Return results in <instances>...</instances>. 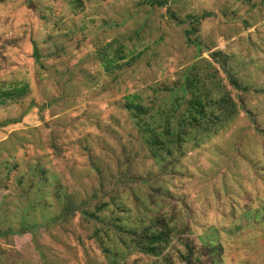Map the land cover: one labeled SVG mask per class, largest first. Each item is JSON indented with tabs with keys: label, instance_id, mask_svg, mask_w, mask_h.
Segmentation results:
<instances>
[{
	"label": "rangeland",
	"instance_id": "rangeland-1",
	"mask_svg": "<svg viewBox=\"0 0 264 264\" xmlns=\"http://www.w3.org/2000/svg\"><path fill=\"white\" fill-rule=\"evenodd\" d=\"M72 1L0 0V264H264V0Z\"/></svg>",
	"mask_w": 264,
	"mask_h": 264
},
{
	"label": "trees",
	"instance_id": "trees-1",
	"mask_svg": "<svg viewBox=\"0 0 264 264\" xmlns=\"http://www.w3.org/2000/svg\"><path fill=\"white\" fill-rule=\"evenodd\" d=\"M80 0H73L72 3L76 4L77 7H80L82 3L79 2ZM158 3L163 4V2L158 1ZM110 65V64H108ZM190 84L186 86V90L190 88ZM28 91V86L27 85H21V86H14L12 88H2L0 89V98H1V103L6 104L8 101H13L15 99L20 98L21 96L26 95ZM137 95L133 96V98H136ZM127 108H129L131 111H134L135 117L138 118L141 114L145 115L148 113V110L145 106H143L140 103H134L133 101L127 102ZM202 106L201 102L198 100L195 101V103L192 104L194 109L197 111V113L202 116L204 115V110L203 108L201 110H197L196 106ZM194 121H197L196 118H194ZM22 121V117L19 118H13L9 119L8 122L1 124L0 127H4L10 124H16ZM146 131L149 132L151 135L149 139L147 140V145L152 149L153 155L156 157L158 156L157 151L153 150L154 147H159L160 145L163 146L161 150L167 149L170 151V147L173 146L174 143H177L178 145L181 143L182 140V135L179 134V132H176V135L170 132L169 128H167L165 131L158 132L155 131L152 128H146ZM176 136V139H175ZM42 174L41 177L45 180H50L51 176L48 175V172H45V170H41ZM45 186V185H43ZM33 187V186H32ZM62 188L60 186H56L55 188V193L58 197H61L62 193ZM75 196L74 194H67L65 197V209L62 212V214H59L55 218L51 220L52 221H66L70 218V216L74 212V205H75ZM2 205V203H0ZM97 210H101L100 207H97ZM83 214V217L87 222H91L93 220L100 219L99 214L97 213L96 210H91L90 208H83L81 211ZM109 226L111 227L112 230L118 235H120V239L122 240V243L125 244L126 246H132L136 251H141L145 254H150V255H158L160 253V249L163 245V243H167L168 238H169V233L166 230H152V231H144L140 236L137 235L138 232L136 229H133L131 226L128 224H125L121 222L120 219H114L112 222H110ZM162 226H165L162 224ZM9 230V229H8ZM11 230V229H10ZM127 236H134L137 235L136 237L134 236L131 241L126 240V238L123 239V235ZM145 241V242H144ZM105 249V248H104ZM107 253H109V250L105 249ZM117 253H120V251Z\"/></svg>",
	"mask_w": 264,
	"mask_h": 264
}]
</instances>
